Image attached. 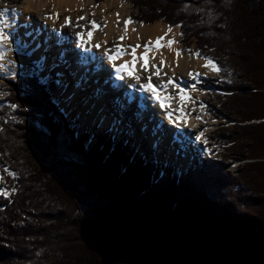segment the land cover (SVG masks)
<instances>
[{
    "label": "trees",
    "instance_id": "16d2710c",
    "mask_svg": "<svg viewBox=\"0 0 264 264\" xmlns=\"http://www.w3.org/2000/svg\"><path fill=\"white\" fill-rule=\"evenodd\" d=\"M124 1L214 59L225 126L211 136L227 154L179 175L109 133L86 146L45 86L8 80L0 157L15 176L0 196V264H264V0ZM229 157L249 162L232 174Z\"/></svg>",
    "mask_w": 264,
    "mask_h": 264
},
{
    "label": "bare ground",
    "instance_id": "6f19581e",
    "mask_svg": "<svg viewBox=\"0 0 264 264\" xmlns=\"http://www.w3.org/2000/svg\"><path fill=\"white\" fill-rule=\"evenodd\" d=\"M114 1L109 4L108 8L105 7L106 5L95 7L92 0H25L22 6L12 7V10L0 5V11L8 9L7 14L0 17V26L4 27L5 34L9 37L7 43L0 45V54L10 53L8 56L13 57L16 50H23L27 55L26 59H30L32 63L29 67H27V62L23 64L25 65L24 72H29L30 68L35 74L41 76L42 74L45 75L43 70H51L50 72L53 73H50L49 76L56 77L59 82L65 81V79L67 81V77L72 78V85L75 89L73 92H69L72 96H65V102L63 101L60 104V112L69 116L75 115V117L76 114L84 112L86 118L90 117V121H98V130H104L103 127L109 125L115 133L116 129L125 130L128 127L133 136H146L147 146L151 150H156L158 144L161 143L160 149L156 150V159L160 158L161 155L176 159L174 155L179 154L177 150L181 151V156L176 159V163H179L178 166L183 171L188 167L189 162L194 161L195 156L193 153L200 151L201 146L207 145L205 135L210 130V124L205 107L201 108V106L195 104L194 89L192 88L213 71L211 67H205L206 57L199 56L200 59L195 58L192 54H184L182 48L178 47V27L172 28V32L169 33V27L160 25V23L150 26L130 23L127 32H125L124 21L128 20V13H118L117 9L119 7H115L113 10ZM13 12L16 15H13ZM80 17H85V19L80 20ZM12 18L16 19L18 25L14 34L13 32L10 34L9 29V21ZM67 18L71 19L70 25H65ZM97 19L107 22L106 27H103V25L102 28L93 29L91 22L94 20L98 24ZM118 20L119 23H117ZM41 28L53 34L52 39L54 41H52V45L55 46L48 54H46L49 49L48 35L42 34L40 37L39 31ZM59 31L62 32L61 35ZM89 31L94 33L92 37L88 36ZM121 36L124 37L122 41L120 40ZM38 37L40 39L36 42ZM158 37H163V40H161L162 46L156 50L154 45ZM169 40L175 41L171 47L167 45ZM149 41H151L150 44ZM97 44L100 45L99 48L95 47ZM137 44L141 46L136 50L137 57L143 55L144 45L147 44L149 48H153L148 53V71H145L142 67L143 60L138 61L133 68L130 63L132 56L129 54L120 56L114 62L109 60L110 55H116L118 46L126 53H131L132 47ZM66 51H69L70 55L62 56V53ZM177 52L180 53L179 56H177ZM45 54L46 56H44ZM55 57L56 61L54 60V62L58 67L49 64ZM162 60L165 61L163 65L160 64ZM0 63L4 64V62ZM66 63H73L71 69H64V64L69 66ZM59 64L63 68L59 67ZM125 64L132 68L131 75L128 71L117 73L116 69ZM153 65L160 68L161 71L159 79L152 75L151 83L158 86L161 98L171 97V100L167 101L169 111L173 114L171 119L167 116L168 110L157 109L155 106L157 101L152 98L151 93L140 87L141 84L149 82L148 76L155 71ZM88 66H90L89 70H92L89 75L90 78H88L87 74L89 73L86 71ZM68 71L69 76H66L65 73H68ZM100 74H103V76H100ZM114 75L117 80L114 79ZM137 76L139 81L136 79ZM176 77L179 79H175ZM40 78L42 81L46 80V77ZM98 78H100V81L96 83L95 81ZM169 79L173 80L172 85H168L167 88L159 87L167 85ZM116 83L119 90H113L112 88ZM128 86L139 91L132 94ZM180 88L185 90L190 99L183 102L180 100ZM199 89L200 94L198 96L205 94L208 90L205 86ZM77 90H81L79 93L81 96L77 97ZM104 93L106 95L103 97ZM131 96L134 101L138 100L140 104L137 109L132 107V110L138 113L136 127L139 126V129H135V124L126 121V119L121 120L120 118L111 117L112 114L110 113L113 112L116 113V116H119L117 107L111 108L112 112H110L108 104L105 106L108 98H111L112 101L118 99V105L125 106L129 103ZM55 97L57 98L58 95ZM78 99L80 100L79 105L76 104ZM122 100L125 102L121 104ZM66 103L70 104L69 108L65 106ZM90 103L94 108L96 106V109L101 111V117H96L94 114L87 117L89 107L86 106ZM117 120H121V122ZM137 130L144 135H139ZM201 132H204V135L197 140L196 137ZM165 143L166 147L163 146Z\"/></svg>",
    "mask_w": 264,
    "mask_h": 264
},
{
    "label": "rangeland",
    "instance_id": "374dc122",
    "mask_svg": "<svg viewBox=\"0 0 264 264\" xmlns=\"http://www.w3.org/2000/svg\"><path fill=\"white\" fill-rule=\"evenodd\" d=\"M24 1L25 0H23L21 3V5H19V6H22L23 4H24ZM93 1V0H92ZM113 1L114 0H103V1H101V3L100 4H98V5H94L95 7H98V6H102V5H106L105 7L106 8H108V6H109V4L110 3H113ZM1 2H3L4 3V1L3 0H0V5H3L4 7H6V8H8V9H11L12 10V8L11 7H8V6H6V5H4L3 3H1ZM94 2V1H93ZM115 3H114V5H113V10H114V8L115 7H119V9H117V11H118V13H121L122 12V14H125L126 12L128 13L127 15H128V17H133L134 15H133V13H132V9H131V5L128 3V2H126V1H124V0H115L114 1ZM117 3V4H116ZM125 7V8H124ZM17 8V7H16ZM112 10V11H113ZM119 10H120V12H119ZM137 9H135L134 10V12L136 13L137 11H136ZM15 21V24L17 23L16 22V19L15 18H12L10 21H9V24H11V21ZM97 22L101 25V28H102V26L103 27H106V25H107V22H104V21H102L101 19H97ZM105 24H104V23ZM154 22V23H153ZM155 23H160V25L162 24V25H166V23L163 21V20H156V21H152V25L153 24H155ZM136 24V23H135ZM150 24V25H151ZM137 25H148V26H150L149 24H143V23H141V22H138L137 23ZM11 27H10V34L13 32V34H14V31L18 28L17 26V24H16V29H14L13 28V25H10ZM167 26V25H166ZM169 27V26H168ZM88 28V27H87ZM175 28H177V27H175ZM178 29V28H177ZM54 41V40H53ZM7 43V42H6ZM177 45H178V47L179 48H182V50H183V53L184 54H192L195 58H198V59H200V57H197L196 55H195V51L193 50V46L192 45H190V48L192 49V50H187L186 48H184L185 47V45H183L182 43H181V36H180V34H179V39L177 40ZM18 51H23V50H17L16 51V54L13 56V57H10V56H8L9 54H6V55H4V58L5 59H3V60H0V62H4V64H2V63H0V65H3V68H0V81H2V82H7L8 81V78L9 79H15V80H20L21 78H23L24 76H26V74L27 75H31L30 73H32V72H34L32 69H30L29 68V72L27 71V72H24V66L25 65H23L25 62H27L28 64H27V67H29V66H31V61H30V59H26L25 58V55H26V53H25V55H24V53H21V52H18ZM27 56V55H26ZM24 58V59H23ZM55 61H56V57L55 58H53ZM58 64V63H57ZM64 66H65V64H64ZM13 67V68H12ZM59 67H61V68H63L62 66H60V64H59ZM9 68H12L13 69V71L12 70H10ZM15 69V70H14ZM16 71V72H15ZM51 70H43V73L45 74V75H41L40 77H42V78H44V77H46V80L45 81H48V80H50V81H52L53 83H54V87L52 88V90L50 91V98H54V99H57L55 96H57L58 95V98H59V100L60 101H64V99H65V96H68V97H70V96H72L69 92L71 91V92H73L74 91V89L75 88H73V85H72V83H69L70 82V79H71V81H73L72 80V78H70V77H67V81H66V79H65V81L63 80V81H61V82H58V80L57 79H55V77L53 76H49L50 75V73L52 74L53 72H50ZM92 72V71H91ZM7 73H9V74H7ZM216 73L217 72H211V74L209 75V76H207L205 79H202V80H200L198 83V85H194V87L192 88V89H194L193 91V97H194V102H195V104L197 105V106H201L203 103H197L196 101H204V104H205V106L207 107V109H208V106L209 105H213L214 106V111H215V116H212V121H211V123L209 122V124H210V130L212 129V127H214V128H219L220 126V124H221V126H225V121H221V119L219 118L220 116H221V114H220V107H219V105L217 104V103H215V101H213V99H212V96H211V93L210 92H212L213 90H214V84L216 83V80H217V75H216ZM33 74V73H32ZM65 75L66 76H69L67 73H65ZM88 75V74H87ZM90 75V74H89ZM88 75V76H89ZM13 77V78H12ZM88 78H90V76L88 77ZM175 79H179L178 77H176ZM86 80V79H85ZM49 82V81H48ZM45 83H47V82H45ZM66 83V84H65ZM59 85H61V86H63V87H60ZM202 86H205L206 87V89H208L207 91H206V93L205 94H202V95H200V96H198L200 93V87H202ZM64 88H67L66 89V91H65V93H63V89ZM73 88V89H72ZM56 89V90H55ZM58 89V90H57ZM80 91L81 90H77V97L80 95L79 93H80ZM53 93H55V94H53ZM106 95V94H105ZM81 96V95H80ZM82 99V98H81ZM65 102V101H64ZM90 102V101H89ZM62 103V102H61ZM60 103V104H61ZM112 103V104H111ZM60 104H59V108L61 107L60 106ZM76 104L77 105H79L80 104V100L78 99V101L76 102ZM108 104V105H107ZM108 106V107H110V108H108L109 110H110V112H112V109L111 108H113V107H115V104H114V102L110 99V98H108L107 99V102H106V104H105V106ZM65 106L67 107V108H69V106H70V104H65ZM86 107H89L88 108V112H87V117H89V116H91L92 114H94L96 117H101L100 116V113H101V111L100 110H98V109H96L97 107L95 106V108L91 105V103H90V105L88 104ZM79 110H81V109H79ZM109 112V113H110ZM84 113V112H83ZM83 113H78V114H76V117H75V115H66V114H64L66 117L65 118H67V119H70V121H72V124H76L78 127H79V133H81V131L83 130H86V129H88V130H90L92 133H91V135H90V138L86 141V146H88V145H90V143L91 142H93L94 140H95V138H98L97 136L101 133V131L103 132V130H98V128H99V123H98V121H90L89 120V118H86V114L84 113V115H83ZM201 113H203V112H201ZM71 114H72V111H71ZM111 114V113H110ZM113 114H115L114 112H113ZM112 114V115H113ZM112 117V116H111ZM70 125H71V122H68ZM95 124H98V127L97 128H95ZM108 124V123H107ZM213 125V126H212ZM114 127H115V125H113ZM212 126V127H211ZM106 127L104 126L103 127V129H105ZM138 129H139V126H138ZM126 130H128L129 131V129H128V127H126ZM209 130V131H210ZM119 131V130H118ZM78 133V134H79ZM78 134H76V135H78ZM109 135L111 136V135H114L115 136V138H120L121 140H119V141H123L125 138H126V140H128V143H133L134 142V138H138V136H133L132 134H131V137H128V136H126V135H123V134H118L117 132H113V130L111 131V132H109ZM124 138V139H123ZM207 138V140H206V146H201V150L200 151H198V152H205L206 154L205 155H207V156H222L223 157V155H226L227 153H225V152H221L220 150H219V148L216 146V141H215V139H214V137L213 136H207L206 137ZM138 140V139H137ZM146 141V140H145ZM146 143H148V142H146ZM146 145V149H145V146ZM164 147H166V143L163 145ZM136 149V150H134V152H137V153H142L143 155H141L143 158H147L148 159V155L152 152V150L149 148V146H147V144H145V143H142V141L141 142H139V141H137L136 143L134 142V147H133V149ZM205 148V149H204ZM206 149H208L207 151H206ZM162 154V153H161ZM201 155H204L203 153H200ZM135 155H138V154H135ZM234 157H229L228 158V160H227V163H228V169L230 170V172L232 173V174H235V171H236V165L239 163H237V161H235L234 159H233ZM151 160V159H150ZM157 160H160V161H164V162H169V164L170 163H172V167H173V169L174 170H177V168H178V172H183L181 169H180V166H178L179 165V163L177 162L176 163V160L175 159H172V158H167L166 156H160V158H158ZM152 161V160H151ZM260 161H264V160H260ZM247 162H249L248 160H246V161H243V162H240V163H242V164H244V163H247ZM239 163V164H240ZM5 163L4 162H2V160H1V158H0V170H1V175H4L5 174V172H4V165ZM155 164V163H154ZM156 167H159V164H156L155 165ZM164 168V167H163ZM189 169H191L190 167H187V170H189ZM183 174V173H182ZM2 188H4V186L2 187ZM5 189V188H4ZM0 190V192L2 191V192H5L6 190Z\"/></svg>",
    "mask_w": 264,
    "mask_h": 264
},
{
    "label": "snow or ice",
    "instance_id": "6c2138e0",
    "mask_svg": "<svg viewBox=\"0 0 264 264\" xmlns=\"http://www.w3.org/2000/svg\"><path fill=\"white\" fill-rule=\"evenodd\" d=\"M7 12H8V9H4L3 11H0V17H4V16L7 14ZM13 15H16V13L13 12ZM79 19H80V20H83V19H85V17H80ZM117 23H119V20L117 21ZM130 23H133V21H132L130 18H129L128 20H125V21H124V30H125V32H127V30H128V25H129ZM70 24H71V19H70V18H67V19L65 20V25H70ZM91 27H92L93 29H99L100 26H99V25L93 20V21L91 22ZM178 27H179V26H178ZM168 32H169V33L172 32V27H171V26H169V28H168ZM93 34H94V33H93L92 31H89V32H88V36H89V37H92ZM8 39H9V37L5 34L4 27H3V26H0V45L6 43V42L8 41ZM123 39H124V37L121 36V37H120V40L122 41ZM161 40H163V37H158V38H157V40H156V42H155V45H154V48H155L156 50H158V49L162 46V45H161ZM150 43H151V41H149V44H150ZM173 43H175V41H173V40H169V41H167V45H168L169 47H171V45H172ZM95 47L99 48L100 45L97 44V45H95ZM139 47H141V46H140L139 44H137L135 47H132V49H131V53H126L124 50L120 49L119 46H118L117 49H116V55H110L108 58H109V60H111V61L114 62V61H116L120 56H123V55H125V54H129V55L132 56V61H131L130 63H131V65H132L133 68H134L135 64H136L138 61L143 60V61H144V64H143L142 67H143V69H144L145 71H148V70H149V65H148V53H149L150 51H152L153 48H149L147 44L144 45V53H143V55H141L140 57H137V56H136V50H137V48H139ZM105 54L107 55V53H105ZM179 55H180V53L177 52V56H179ZM195 55H196L197 57H199V53H196ZM3 59H4V54H0V60H3ZM205 59H206L205 67H211L212 71L217 72V73L220 72V68L217 67V65H216L211 59H208V58H205ZM160 64H161V65L165 64V61L162 60V61L160 62ZM152 67L155 68V71L152 72V74L148 76L147 79H148L149 82L146 83V84H141L140 87H141L144 91L151 93L152 98H154V99L157 101V103L159 104V107H160L161 109H166V108L168 107L167 101H170V100H171V97H164V98H161L160 92L158 91V86H155V85H153V84L151 83L152 75H155V76L159 79V78H160V71H161V69L158 68V67H156L155 65H153ZM0 68H3V65H0ZM116 71H117V73H120V72H122V71H128L129 75L132 74V68H129L127 64H125L124 66H122V67H120V68H117ZM119 78H122V77H119ZM136 79H137V81H139V77H138V76L136 77ZM172 84H173V80H172V79H169V80L167 81V85H161V86H159V87L167 88L168 85H172ZM179 91H180V93H181V95H180V100H181L182 102L185 101V100L190 99V97L187 96V94L185 93V90H184L183 88H180ZM13 107H15V105H13ZM204 107H206V106L202 104V105H201V108H204ZM181 111H182V109H181ZM167 116H168L169 119H171V118H172V112H171V111L167 112ZM197 119H199V117H197ZM203 135H204V132H201V133L196 137V139H197V140L201 139V137H203ZM4 172L8 173L9 176H12V177L15 176V173L9 171V169H7V168L4 169ZM3 179H4V177H3V176H0V180H3ZM15 191H16L15 188H13V189H12V193H15ZM9 195H10V194H9L7 191H5V192H0V196H3L4 198H8Z\"/></svg>",
    "mask_w": 264,
    "mask_h": 264
}]
</instances>
